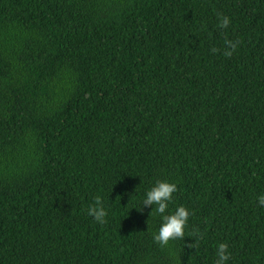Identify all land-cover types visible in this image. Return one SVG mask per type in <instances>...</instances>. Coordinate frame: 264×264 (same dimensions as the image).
I'll return each mask as SVG.
<instances>
[{
	"label": "trees",
	"instance_id": "1",
	"mask_svg": "<svg viewBox=\"0 0 264 264\" xmlns=\"http://www.w3.org/2000/svg\"><path fill=\"white\" fill-rule=\"evenodd\" d=\"M261 194L264 0H0V264H264Z\"/></svg>",
	"mask_w": 264,
	"mask_h": 264
},
{
	"label": "clouds",
	"instance_id": "2",
	"mask_svg": "<svg viewBox=\"0 0 264 264\" xmlns=\"http://www.w3.org/2000/svg\"><path fill=\"white\" fill-rule=\"evenodd\" d=\"M230 21L228 17H223L218 26L220 28H227ZM226 47L229 49L224 52L225 56L231 55V50L235 48V44L231 41L225 42ZM213 52L216 51L214 48ZM177 191L175 183L158 180L155 184L147 189L142 199V205H153L151 212H155L160 216V226L153 235L155 242L160 247H167L170 241L183 240L185 237V229L188 225L190 211L183 205H179L174 211L169 212L168 206L172 202L173 194ZM260 206L264 207V194L257 198ZM138 209V211H140ZM88 215L92 216L98 223H105L107 212L103 207L101 200L97 197L95 205L90 206L87 210ZM203 239V234H196V243ZM195 243V244H196ZM194 244V245H195ZM191 247L192 245H188ZM215 264H228L230 260V253L226 243H219L215 251Z\"/></svg>",
	"mask_w": 264,
	"mask_h": 264
}]
</instances>
